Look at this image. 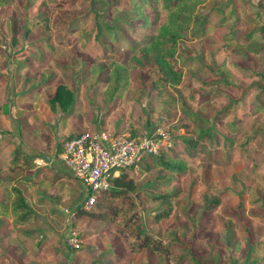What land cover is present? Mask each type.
Instances as JSON below:
<instances>
[{
  "label": "rangeland",
  "instance_id": "obj_1",
  "mask_svg": "<svg viewBox=\"0 0 264 264\" xmlns=\"http://www.w3.org/2000/svg\"><path fill=\"white\" fill-rule=\"evenodd\" d=\"M50 1L56 0H0V178L8 173L6 163L16 145L36 154L31 168L13 171L12 181L37 213L23 228L31 230L29 236L10 217L0 216V264H89L101 251L98 264H171V255L189 249L218 264H245L247 258L264 264V0H204L207 33L178 43L184 70L165 101L154 97L148 74L133 67L119 96L106 101L103 94L112 63L126 62L149 40L163 20L161 10L135 3L109 11L107 4L115 0H78L75 7L56 8ZM95 12L118 25L114 38L103 34L87 41L81 35L91 29ZM229 12L232 18L222 21ZM57 82L75 88L71 112L60 114L48 103ZM227 106L229 111L220 112ZM57 114L64 125H58ZM209 125L215 140L206 137L197 147L184 148L181 135L195 136ZM39 127L52 133L54 143L85 130L91 135H149L157 140V153L180 156L186 164L182 172L153 164L148 153L121 169L138 185L139 197L130 194L141 221L164 231V237L174 236L170 256L159 259L149 249L131 248L111 221L75 210L79 203L98 209L100 194L95 191V200L85 206L87 191L58 154L42 149ZM165 171L174 174L171 184L182 198L172 199L166 219L153 221V201L141 204L139 199L165 190L159 182ZM21 175L31 178L20 180ZM205 187L221 194L214 210L200 207ZM186 195L190 204L185 207ZM54 204L66 210L64 215L52 211Z\"/></svg>",
  "mask_w": 264,
  "mask_h": 264
},
{
  "label": "trees",
  "instance_id": "obj_2",
  "mask_svg": "<svg viewBox=\"0 0 264 264\" xmlns=\"http://www.w3.org/2000/svg\"><path fill=\"white\" fill-rule=\"evenodd\" d=\"M204 0H115L107 4L109 11L119 9L121 7L131 8L136 5L145 6L150 9L161 10L164 14L163 20L158 25L155 33L149 38L146 43H143L135 50L132 51L126 62L114 61L108 71V78L103 87V94L106 101H111L113 97L119 96L128 80L129 68H138L147 73L150 77L159 101H165L172 94V88L175 84L179 83L183 74L184 64L179 61L177 53L178 43L181 40L196 39L204 36L207 33V16L203 13L202 3ZM49 3V2H48ZM78 0H56L50 1L49 5L53 7H75ZM232 13L222 17V21L232 18ZM84 17V16H83ZM35 21L27 23L25 30L28 31L31 26L35 25ZM236 22L233 23V26ZM117 24L111 25L107 21L101 19V14L94 13V22L91 29L84 30L81 35L85 39L100 40L103 34L114 38V27ZM84 33V34H83ZM252 31L245 34L250 37ZM83 39V38H82ZM83 39V40H85ZM257 50V49H254ZM24 51L20 49L14 52V55H19ZM24 62H19L18 67L23 66ZM49 74L48 76H50ZM223 82L228 83L226 79ZM53 111L60 110L63 112H71L73 104L76 101L75 88H71L63 82H57L50 91L47 97ZM169 104L174 105L173 102ZM230 106L224 107L220 112H227ZM183 111L190 112L183 108ZM196 119H199V114L190 112ZM211 125L206 128L200 127L195 136L181 135L184 143V148H195L202 139L209 138L215 140L213 134L210 132ZM264 130V125H262ZM37 133L41 138L42 149L52 150L55 155L59 154L62 149L63 142L75 135L76 133H67L63 135L61 140L54 143L53 135L50 131L39 127ZM78 133V132H77ZM152 155L153 164L160 165L161 168L170 170L172 172H182L186 166L185 161L180 156L168 155L164 152L150 153ZM36 154L29 153L22 149L19 145L14 148V156L8 161V173L5 177L0 178L2 186L0 197V215L10 217L13 222L19 225H26L33 220L37 213L34 210L30 200L24 195L23 190L13 180L14 172L16 169L31 168L34 164ZM63 172V171H61ZM69 176L68 173L64 172ZM24 175L20 176V180H30ZM161 184L165 187L163 192L148 193L147 198L140 197L139 201L144 204L148 200H152L153 204L151 210L153 215L151 220L159 221L166 219L172 210V199L182 198L179 197V189L172 186L171 182L174 178L173 173L164 172L160 175ZM264 179V174H262ZM111 185L107 188L99 189L97 192L100 194V199H96L98 209H86L79 203L75 206V210L88 212L89 215L105 220L111 221L115 228L128 237V246L134 249L146 248L153 251L159 259H163L165 255L170 256V247L174 242L173 237H164L165 232L159 229L155 232L146 223L142 222L141 210L135 208V203L130 192H135V196L140 195L136 181L127 176L124 170H121L117 175H109ZM81 183V182H80ZM82 184V183H81ZM84 190L86 187L81 185ZM91 190L88 189V192ZM185 207L188 206L189 200L185 196ZM221 194L215 190L205 187L200 192V207L204 210H214L221 203ZM41 200V199H40ZM53 212L64 215V211L55 206L52 207ZM130 211V213H128ZM237 211H233L236 213ZM31 230L25 229L24 235L29 236ZM41 239L36 242L39 245ZM105 251H101L96 259L90 261L89 264H98L104 256ZM188 256V257H187ZM171 264H183L188 259V264H218L211 260H206L197 253L188 251V254L181 253L178 255H171ZM255 259L245 260V264H252ZM26 264H43L39 261H29Z\"/></svg>",
  "mask_w": 264,
  "mask_h": 264
},
{
  "label": "built area",
  "instance_id": "obj_3",
  "mask_svg": "<svg viewBox=\"0 0 264 264\" xmlns=\"http://www.w3.org/2000/svg\"><path fill=\"white\" fill-rule=\"evenodd\" d=\"M158 148L157 140L149 135H91L85 130L66 139L58 157L64 168L86 187L85 206L88 207L95 200V191L111 185L110 174L117 175L143 154L157 153Z\"/></svg>",
  "mask_w": 264,
  "mask_h": 264
},
{
  "label": "crops",
  "instance_id": "obj_4",
  "mask_svg": "<svg viewBox=\"0 0 264 264\" xmlns=\"http://www.w3.org/2000/svg\"><path fill=\"white\" fill-rule=\"evenodd\" d=\"M49 78V77H48ZM46 80H47V77H46ZM46 80L44 79L38 86H36L37 88L41 85V84H43L44 82H46ZM66 84V83H65ZM19 112H21V111H19ZM51 114H52V112H51ZM69 115V114H68ZM68 115H67V118H68ZM72 115V114H71ZM59 116V117H58ZM57 118H58V125H64L66 122L64 121V119L62 120V122H60V118H61V115H59V114H57ZM65 122V123H64ZM67 125V124H66ZM64 127V126H63ZM37 129V128H36ZM37 131V130H36ZM28 152V151H27ZM44 155V154H43ZM34 161H35V159H34ZM2 188V187H1ZM1 197V196H0ZM0 216H3V215H0ZM21 226H23L21 229H22V231H24L23 230V228H25L26 226L25 225H21Z\"/></svg>",
  "mask_w": 264,
  "mask_h": 264
},
{
  "label": "water",
  "instance_id": "obj_5",
  "mask_svg": "<svg viewBox=\"0 0 264 264\" xmlns=\"http://www.w3.org/2000/svg\"><path fill=\"white\" fill-rule=\"evenodd\" d=\"M44 156H46L47 158H49V156H48V155H46V154H44ZM56 207H58V208L62 209L64 212L66 211L64 208H62V207H61V206H59L58 204H56Z\"/></svg>",
  "mask_w": 264,
  "mask_h": 264
}]
</instances>
